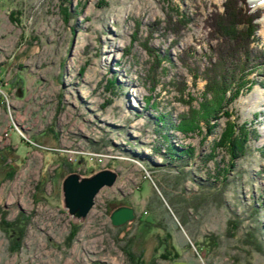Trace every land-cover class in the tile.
<instances>
[{"label": "rangeland", "instance_id": "obj_1", "mask_svg": "<svg viewBox=\"0 0 264 264\" xmlns=\"http://www.w3.org/2000/svg\"><path fill=\"white\" fill-rule=\"evenodd\" d=\"M225 2L0 0V264H264V15L245 53L218 38ZM103 169L72 217L63 180Z\"/></svg>", "mask_w": 264, "mask_h": 264}, {"label": "trees", "instance_id": "obj_2", "mask_svg": "<svg viewBox=\"0 0 264 264\" xmlns=\"http://www.w3.org/2000/svg\"><path fill=\"white\" fill-rule=\"evenodd\" d=\"M223 11H220L219 15L215 18L217 22V34L219 35L218 38H220V41L222 39H227L228 40H234L235 44L241 45L243 50H245V53L252 52L254 51L250 45L255 42H259L258 40V30L260 29V26H258V21L263 17L264 11L262 9H253L249 4L248 0H226V2L223 5ZM253 53V52H252ZM214 66V64H213ZM212 66V67H213ZM216 67V66H214ZM217 72L218 68L216 69ZM113 84V83H112ZM115 84V83H114ZM225 113H223L221 116H219L221 119L222 116H224ZM235 131L233 130H228V132H225L221 137H220V144L228 147V150L230 152V157L236 158L237 154L243 152V148L240 143L236 140L235 141ZM245 141L248 142L246 139ZM168 156L171 160L173 161H178L181 162L183 161L182 159L184 158V155H187V150L183 149L181 152H177L176 148L172 146L171 144L168 145ZM264 195V191H263ZM264 200V196L262 197ZM255 213L256 210H255ZM146 232H151L152 228L150 226H147L144 229ZM24 230L20 231V236H23ZM209 242L211 246L216 247L217 242L215 241L214 238H210ZM158 247H163V254L162 258L165 260H177L179 259L180 255L177 251L175 246L171 243V237L167 236L163 239L159 240V246ZM130 257V260H132L133 264H140L139 261H134L135 258L133 255L128 254Z\"/></svg>", "mask_w": 264, "mask_h": 264}, {"label": "water", "instance_id": "obj_3", "mask_svg": "<svg viewBox=\"0 0 264 264\" xmlns=\"http://www.w3.org/2000/svg\"><path fill=\"white\" fill-rule=\"evenodd\" d=\"M116 178V172L104 169L88 178H81L76 173L66 176L62 184L63 204L69 214L78 220L85 219L92 211L99 191L114 186ZM136 218L135 209L129 205L117 208L110 217L114 227H123Z\"/></svg>", "mask_w": 264, "mask_h": 264}, {"label": "bare ground", "instance_id": "obj_4", "mask_svg": "<svg viewBox=\"0 0 264 264\" xmlns=\"http://www.w3.org/2000/svg\"><path fill=\"white\" fill-rule=\"evenodd\" d=\"M250 3L253 5H264V0H250ZM264 34V31L262 32Z\"/></svg>", "mask_w": 264, "mask_h": 264}]
</instances>
